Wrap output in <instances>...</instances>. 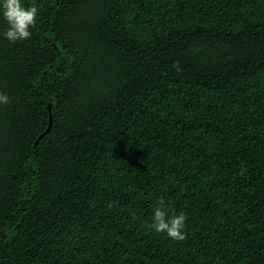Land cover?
<instances>
[{
	"label": "trees",
	"instance_id": "1",
	"mask_svg": "<svg viewBox=\"0 0 264 264\" xmlns=\"http://www.w3.org/2000/svg\"><path fill=\"white\" fill-rule=\"evenodd\" d=\"M21 3L30 38L0 15V264H264V0ZM160 197L185 240L149 227Z\"/></svg>",
	"mask_w": 264,
	"mask_h": 264
},
{
	"label": "clouds",
	"instance_id": "2",
	"mask_svg": "<svg viewBox=\"0 0 264 264\" xmlns=\"http://www.w3.org/2000/svg\"><path fill=\"white\" fill-rule=\"evenodd\" d=\"M0 15L8 25L4 32L5 38L10 42L23 41L31 37L32 33L29 29L35 27L38 8L36 6L25 7L21 0H0ZM173 67L179 71V62H174ZM8 102V96L0 93V104ZM111 206L110 204L109 207ZM186 219L184 212L175 214L174 209H169L164 198L160 197L153 208L149 227L157 233H166L173 240L183 241L186 239V235L182 231Z\"/></svg>",
	"mask_w": 264,
	"mask_h": 264
},
{
	"label": "water",
	"instance_id": "3",
	"mask_svg": "<svg viewBox=\"0 0 264 264\" xmlns=\"http://www.w3.org/2000/svg\"><path fill=\"white\" fill-rule=\"evenodd\" d=\"M51 124H52V116H51V113L49 112L48 124H47L45 130L39 134V136H38L39 138H40L41 136H43L46 132H48V130H49L50 127H51ZM37 140H38V139H36L35 143L37 142Z\"/></svg>",
	"mask_w": 264,
	"mask_h": 264
}]
</instances>
